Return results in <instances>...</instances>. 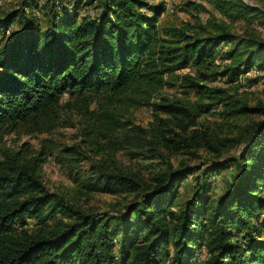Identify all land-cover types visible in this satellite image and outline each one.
I'll list each match as a JSON object with an SVG mask.
<instances>
[{"label": "trees", "instance_id": "trees-1", "mask_svg": "<svg viewBox=\"0 0 264 264\" xmlns=\"http://www.w3.org/2000/svg\"><path fill=\"white\" fill-rule=\"evenodd\" d=\"M164 1L20 0L0 14V41L15 19L21 24L0 45V139L28 120L50 130L67 108L79 115L88 146L101 137L133 156L185 152L201 159L166 163L144 177L109 166L106 151L94 165L99 177L80 183L90 197L133 196L124 212L110 215L46 187L44 148L4 150L0 264H264V102L252 105L239 92L240 77L252 67L264 69V39L231 30L239 19L253 27L264 11L242 0H206L221 18L210 14L202 22L197 14L205 5L187 1L181 9L195 10L193 22L159 25ZM186 68L193 73H176ZM219 78L226 87L210 85ZM245 80L264 83V74ZM164 86L195 100L151 101ZM65 94L74 98L61 105ZM141 105L152 107L155 121L148 127L125 119ZM212 110L222 119L218 129L199 121ZM62 151L75 155L79 147ZM188 177L192 184L179 197ZM220 177L221 193L213 198Z\"/></svg>", "mask_w": 264, "mask_h": 264}, {"label": "rangeland", "instance_id": "rangeland-1", "mask_svg": "<svg viewBox=\"0 0 264 264\" xmlns=\"http://www.w3.org/2000/svg\"><path fill=\"white\" fill-rule=\"evenodd\" d=\"M19 1L20 0H0V7H3V5L6 6V9H0V14H2L5 10L11 12L13 9L17 8L15 5L18 6L17 3ZM41 1L42 0H40V2ZM157 1L152 0V3H157ZM187 1H194L205 5L206 11H200L197 14L202 22L205 21L210 14L215 15L217 18H221L219 11L206 0H165V10L160 16L161 22H158V24L163 25L164 23H172L180 26L185 21L193 22L194 18L192 15L196 13L195 10L190 8L191 13H189L181 9L182 5ZM242 1L264 11V0ZM19 19L20 18L15 19V21L10 25L3 37V40L0 41V45L7 43L11 38L12 33L21 29ZM255 22L256 23H254V26L252 27L250 24L248 25L247 22L239 19L231 24V30L240 36H244L246 39H251L250 37L255 36L264 39V16L257 17ZM187 72L193 73V70L191 68H186L177 71L176 73L183 74ZM246 74L247 75L245 77L248 81V79L264 74V69L258 68L257 66L252 67V69ZM245 77H240V81L243 85L239 89L241 95L245 96L248 102L252 105L257 101L264 102V83L262 80L255 84L247 82V85H244L246 82ZM210 85L226 87L227 83L224 79L219 78L217 81L210 83ZM161 96L168 97L170 99L187 98L195 100L191 92L180 90L175 86H164L153 95L151 101H157L159 97L161 98ZM73 98L74 96L65 94L59 99V102L63 105L66 101H72ZM89 108L95 109L96 104L94 102L91 103ZM59 112L61 113L58 115L56 124L48 125V127H52L50 130H44L42 125H34L33 123H30L31 120H28V122L15 125V127H12V130L8 133H2L0 139V154L4 150H18L23 144H27L30 149L35 151L40 148H44V150L48 153V156L46 162L42 165L41 177L46 187L50 191L59 195L74 196L78 205L93 212L116 215L120 212H124L125 205L129 204L133 199L132 195H111L105 193H95L90 197L85 193V189L81 187L80 181L82 178L90 177L96 179L99 177V172H97L94 165H96L97 162H101L107 155V159L109 161L106 162L109 166H122L127 168L130 172H139L144 177H149L152 173H155L157 169L165 166L166 163H171L173 167H178L180 165H189L201 161L199 158L192 161L195 157L190 154H186L185 152L173 153L170 158L157 157V159H148L142 156H133V154H130L129 150L118 147L117 142L110 144L106 142L105 138L101 137L98 138L97 142L93 143L92 146H88L87 143L82 141L83 138L79 130V115L74 113V111H69L67 108ZM125 115V119L128 117L135 124H139L144 127L150 126L155 121L152 107L150 105H141L135 107L134 109L130 108ZM255 118L260 119L262 117L255 116ZM199 121L211 126L214 129H218V124L222 123V119L218 117L216 112L213 110L205 111L200 116ZM221 129H223V127H221ZM99 143L101 146L99 148H94ZM65 145H76L79 147V152L75 155L63 153L62 149ZM239 148L240 146L237 148L231 147L229 149L230 151L223 152L218 159L222 160L228 155H234L238 152ZM106 151H108L107 155L105 153ZM203 157H207V154L202 153V158ZM210 157L212 161L215 160V157ZM67 161H69V166L72 169L69 168L68 163H66ZM207 161V163H209V160ZM230 172H232L231 169ZM230 172L223 174V178L228 176ZM214 183L215 190L211 192V196L213 198L221 193L223 179L221 177L216 178L214 179ZM191 184L192 180L189 177L181 183L178 187L179 197L182 196L180 194H184L185 190L188 189ZM262 191L264 194V187ZM29 223L30 225L33 224L32 220H30Z\"/></svg>", "mask_w": 264, "mask_h": 264}]
</instances>
